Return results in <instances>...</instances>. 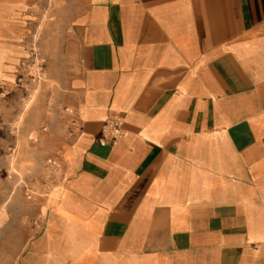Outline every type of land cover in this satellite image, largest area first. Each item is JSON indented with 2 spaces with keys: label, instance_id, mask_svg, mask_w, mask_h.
<instances>
[{
  "label": "crops",
  "instance_id": "crops-1",
  "mask_svg": "<svg viewBox=\"0 0 264 264\" xmlns=\"http://www.w3.org/2000/svg\"><path fill=\"white\" fill-rule=\"evenodd\" d=\"M34 7L60 179L0 190L3 264H264V0H0V115Z\"/></svg>",
  "mask_w": 264,
  "mask_h": 264
},
{
  "label": "rangeland",
  "instance_id": "rangeland-1",
  "mask_svg": "<svg viewBox=\"0 0 264 264\" xmlns=\"http://www.w3.org/2000/svg\"><path fill=\"white\" fill-rule=\"evenodd\" d=\"M31 16L40 24L32 36L30 58L25 61L24 75L7 91V104L0 115V190L27 197L48 194L60 179L53 156L41 159L38 150L52 134L56 117L62 120L67 113L55 99L54 74L48 72L55 69L54 56L40 41L42 22L51 17L50 10L34 7ZM4 247L0 248V264L6 261Z\"/></svg>",
  "mask_w": 264,
  "mask_h": 264
},
{
  "label": "built area",
  "instance_id": "built-area-1",
  "mask_svg": "<svg viewBox=\"0 0 264 264\" xmlns=\"http://www.w3.org/2000/svg\"><path fill=\"white\" fill-rule=\"evenodd\" d=\"M123 135V121L120 117H110L104 123L102 137L99 139L101 145L113 143Z\"/></svg>",
  "mask_w": 264,
  "mask_h": 264
}]
</instances>
